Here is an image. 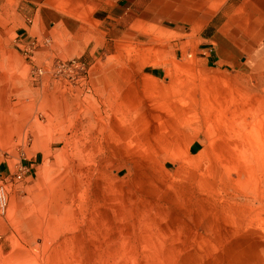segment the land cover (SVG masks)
Masks as SVG:
<instances>
[{
	"label": "rangeland",
	"instance_id": "1",
	"mask_svg": "<svg viewBox=\"0 0 264 264\" xmlns=\"http://www.w3.org/2000/svg\"><path fill=\"white\" fill-rule=\"evenodd\" d=\"M177 1L130 0L89 60L0 44V264H264V70L181 56L225 0Z\"/></svg>",
	"mask_w": 264,
	"mask_h": 264
},
{
	"label": "crops",
	"instance_id": "2",
	"mask_svg": "<svg viewBox=\"0 0 264 264\" xmlns=\"http://www.w3.org/2000/svg\"><path fill=\"white\" fill-rule=\"evenodd\" d=\"M129 1L0 0V44L53 46L66 43L85 60L92 59L97 47L106 39V30L121 25L123 11L128 9L124 6L132 5H128ZM177 2L186 7V0ZM223 7L222 16L226 19L215 21ZM178 16L172 14L171 18L177 20ZM196 18L200 22L205 20L201 15ZM179 35L180 55L186 56L183 48L188 41L193 46L195 60L208 68L237 74L264 70V0H225L200 30ZM158 64L153 62L154 66L148 68L153 78H158L164 70ZM32 166L29 163L25 168ZM6 172L7 168H2L0 175Z\"/></svg>",
	"mask_w": 264,
	"mask_h": 264
},
{
	"label": "built area",
	"instance_id": "3",
	"mask_svg": "<svg viewBox=\"0 0 264 264\" xmlns=\"http://www.w3.org/2000/svg\"><path fill=\"white\" fill-rule=\"evenodd\" d=\"M23 172H19L14 175V178L17 180H20L22 176L24 175ZM7 208V200H6V192H5V186L0 185V213H3Z\"/></svg>",
	"mask_w": 264,
	"mask_h": 264
}]
</instances>
